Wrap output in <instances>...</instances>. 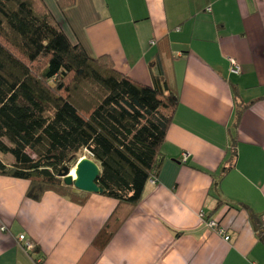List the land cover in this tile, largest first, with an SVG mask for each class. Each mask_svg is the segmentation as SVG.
<instances>
[{
    "label": "crops",
    "instance_id": "0c3cea01",
    "mask_svg": "<svg viewBox=\"0 0 264 264\" xmlns=\"http://www.w3.org/2000/svg\"><path fill=\"white\" fill-rule=\"evenodd\" d=\"M42 1L71 43L178 103L156 182L133 207L34 200L29 181L0 175V264H264V0Z\"/></svg>",
    "mask_w": 264,
    "mask_h": 264
},
{
    "label": "trees",
    "instance_id": "16d2710c",
    "mask_svg": "<svg viewBox=\"0 0 264 264\" xmlns=\"http://www.w3.org/2000/svg\"><path fill=\"white\" fill-rule=\"evenodd\" d=\"M55 2L65 10L75 0ZM177 103L169 87L137 83L71 43L42 0H0V155L12 158L0 159V175L29 181L27 197L53 191L83 204L87 193L61 176L87 153L101 195L137 205L158 176Z\"/></svg>",
    "mask_w": 264,
    "mask_h": 264
},
{
    "label": "water",
    "instance_id": "95a60500",
    "mask_svg": "<svg viewBox=\"0 0 264 264\" xmlns=\"http://www.w3.org/2000/svg\"><path fill=\"white\" fill-rule=\"evenodd\" d=\"M75 178L65 169L62 174L63 183L87 194H101L102 190L96 185L99 168L92 160L82 157L75 165Z\"/></svg>",
    "mask_w": 264,
    "mask_h": 264
},
{
    "label": "built area",
    "instance_id": "2783aa9c",
    "mask_svg": "<svg viewBox=\"0 0 264 264\" xmlns=\"http://www.w3.org/2000/svg\"><path fill=\"white\" fill-rule=\"evenodd\" d=\"M229 70H230V73L235 75V76H238L241 72L239 65L234 60L230 61ZM187 157H188L187 154H183V160L184 161L187 159ZM155 182H156V179H152L149 181V184L154 185ZM200 218L203 220V222L205 223V225L208 229H210V230L216 232L217 234L223 236L225 241L229 240V237L225 235L224 231L218 227L217 223L214 220H210V219L206 220L205 216L202 214L200 215ZM263 222H264V216H263ZM1 230L5 231L6 229L3 227V228H1ZM17 242L19 245H21L22 249L25 250L26 252L33 250V244L31 242L27 241V239L25 238L24 235H20L17 238Z\"/></svg>",
    "mask_w": 264,
    "mask_h": 264
},
{
    "label": "rangeland",
    "instance_id": "374dc122",
    "mask_svg": "<svg viewBox=\"0 0 264 264\" xmlns=\"http://www.w3.org/2000/svg\"><path fill=\"white\" fill-rule=\"evenodd\" d=\"M82 157H88L87 156V153H83V155L81 156V158ZM0 159L4 162V163H11L12 162V158L10 157V156H8V155H6V156H3V155H0ZM75 167V166H74ZM74 167H69L70 169H69V172H71V170L74 168Z\"/></svg>",
    "mask_w": 264,
    "mask_h": 264
},
{
    "label": "bare ground",
    "instance_id": "6f19581e",
    "mask_svg": "<svg viewBox=\"0 0 264 264\" xmlns=\"http://www.w3.org/2000/svg\"><path fill=\"white\" fill-rule=\"evenodd\" d=\"M71 177L75 178V168H73L70 172Z\"/></svg>",
    "mask_w": 264,
    "mask_h": 264
}]
</instances>
